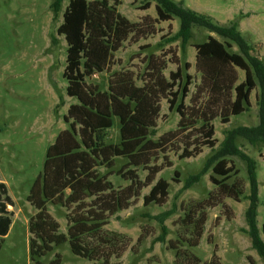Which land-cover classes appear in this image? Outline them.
Listing matches in <instances>:
<instances>
[{"label":"rangeland","instance_id":"obj_1","mask_svg":"<svg viewBox=\"0 0 264 264\" xmlns=\"http://www.w3.org/2000/svg\"><path fill=\"white\" fill-rule=\"evenodd\" d=\"M53 1L0 0V182L6 184L14 204L7 207L13 214L12 225L0 249V264H30L28 222L36 211L27 201V196L42 171L47 148L59 132L67 128L63 118L69 106L77 103L75 98L66 94L67 82L63 78L66 43L56 32L69 0L62 2L55 17L51 10ZM172 1L182 2L185 8L205 14L223 27L237 21L238 31L252 48L250 55L264 62V0ZM147 3L149 8L144 9ZM156 5L155 0H120L117 7L119 14L129 22L139 24L140 31L130 35L114 54L109 72L95 73L86 78V83L97 85L105 92L112 73L130 71L137 86H141L147 79L148 58L153 56L165 62V78L178 67L183 77L189 75L193 78L185 100L190 116V109L200 108L208 97L205 87L202 90L201 75L195 66L193 45L205 42L209 36L221 42L228 41L205 28L194 26L191 39L185 46L181 40L169 42L179 30V20L159 21ZM229 51L241 53L234 43H231ZM186 63L190 64V68L185 71ZM232 72L236 76V84L244 82L243 71L235 68ZM260 97L261 89L257 84L244 113L230 117L226 124L221 122L220 117L211 121L216 147L212 150L203 147L198 156L186 159H179V155L189 144L202 141L199 131L202 123L197 122L182 133L183 127L193 119L184 121V126L179 129V115L169 110L165 99L160 100L159 118L150 139L156 141L173 131L181 137L168 146L164 155L160 154L152 162L151 165L163 168L154 182L142 189L128 209L110 217L103 227V233L120 237L125 250L120 258L111 259L112 264H175V252L172 250L176 248L190 250L202 262H208L214 255L221 264H249L250 261L264 264L247 233L246 211L250 195L247 163L240 155H229L224 145L225 139L239 128L259 126ZM118 132L119 123L114 119L109 142L118 143ZM233 144L239 154L254 161L256 166V223L264 242L261 232L264 224V143L253 145L244 137L234 135ZM222 159L235 168L227 183H236L242 190L240 201L222 197L210 180L211 176L220 179L213 174L212 168ZM124 164V161L118 160L112 170L113 175L109 177L116 189L130 184L117 173ZM100 172L103 174L106 171L100 169ZM137 174L143 182L148 172L139 168ZM199 174L197 181L187 184L191 177ZM158 179L169 183L166 203L144 206L143 197L149 194ZM47 211L59 223L60 233L66 234L65 209L48 204ZM164 213L170 214L163 220L168 233L164 242H158L162 232L159 221ZM201 214L206 219L202 237L197 247H188L195 233L191 222ZM55 254L61 256V264H91L72 255L68 243L55 247L42 259V264H50Z\"/></svg>","mask_w":264,"mask_h":264},{"label":"trees","instance_id":"obj_2","mask_svg":"<svg viewBox=\"0 0 264 264\" xmlns=\"http://www.w3.org/2000/svg\"><path fill=\"white\" fill-rule=\"evenodd\" d=\"M64 0H54L51 4L53 16H57ZM158 20L161 22L179 20V30L169 42L181 40L185 46L191 39V29L202 27L217 34L228 42H221L209 36L200 44L193 45L196 55V69L201 75L202 90L208 94L200 108L192 107L190 116L185 100L190 93L193 78L183 77L178 67L165 78V62L153 56L147 61V79L137 86L135 76L130 71L112 73L107 91L97 85L87 84L86 78L93 74L109 72L114 54L132 34H137L139 24H133L119 14L120 0H69L63 13V21L57 28V35L66 43V60L63 78L67 82L66 94L77 100L70 105L63 121L67 128L56 136L47 148L41 173L34 180L27 201L36 213L28 222L30 264H42V259L55 247L68 243L72 255L88 260L91 264H112V258H120L124 253L120 237L103 233V227L110 217L128 209L131 201L139 197L143 188L150 186L162 166L151 165L160 154L168 151V146L181 137L177 131L168 132L154 141L150 139L156 128L160 114V100L165 99L170 111L179 117V129L184 121L182 133H186L197 122L202 141L189 144L179 155V159L198 156L203 147L214 149V127L211 123L220 117L226 124L230 117L238 116L250 105V94L257 84L261 89L260 124L256 128H239L224 141L229 155H240L247 163L250 185L249 207L246 211L247 233L252 247L264 261V242L259 236L256 223L258 207V183L254 161L239 154L233 144L234 135L247 139L251 144L264 143V62L250 55L252 50L238 31L239 23L233 21L223 27L205 15L183 6L182 2L155 0ZM146 4L144 9H148ZM234 43L241 53H231ZM190 64L184 65L185 71ZM235 68L245 74L244 82L236 84ZM232 73L231 75H229ZM233 97V99H232ZM198 112L200 115L198 116ZM118 120V143L109 142V132ZM192 147V148H191ZM125 164L117 172L129 181L123 189H116L109 181L116 162ZM148 172L140 181L137 170ZM100 169L106 172L101 174ZM210 180L218 188L222 197L240 201L243 193L236 183L228 184L234 166L222 159L212 168ZM177 175V173H175ZM200 177H191L188 185ZM169 183L158 179L149 194L143 197L144 206L163 205L169 195ZM48 204L61 206L66 212V234L60 233L59 223L47 211ZM6 184L0 182V249L12 225L13 206ZM159 221L161 235L158 242H164L167 228ZM205 216L201 214L192 221L194 238L188 247L195 248L203 234ZM261 232L264 235V224ZM96 239V241L94 240ZM94 240V241H93ZM173 249V248H172ZM175 264H221L213 255L208 262H202L190 250L174 249ZM61 256L55 254L50 264H61ZM249 264H254L250 261Z\"/></svg>","mask_w":264,"mask_h":264}]
</instances>
